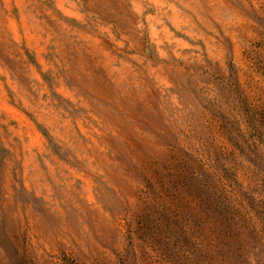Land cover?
<instances>
[{
	"label": "rangeland",
	"instance_id": "obj_1",
	"mask_svg": "<svg viewBox=\"0 0 264 264\" xmlns=\"http://www.w3.org/2000/svg\"><path fill=\"white\" fill-rule=\"evenodd\" d=\"M0 264H264V0H0Z\"/></svg>",
	"mask_w": 264,
	"mask_h": 264
},
{
	"label": "bare ground",
	"instance_id": "obj_2",
	"mask_svg": "<svg viewBox=\"0 0 264 264\" xmlns=\"http://www.w3.org/2000/svg\"><path fill=\"white\" fill-rule=\"evenodd\" d=\"M6 107H7V106H6ZM7 108H10V107H7ZM7 108H6V109H7ZM9 110H11V109H9Z\"/></svg>",
	"mask_w": 264,
	"mask_h": 264
}]
</instances>
